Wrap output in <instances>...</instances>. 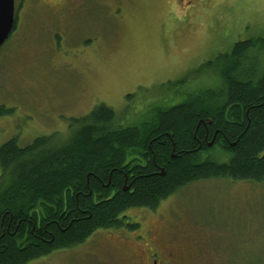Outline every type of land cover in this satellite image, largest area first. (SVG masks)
<instances>
[{
  "label": "rangeland",
  "instance_id": "rangeland-1",
  "mask_svg": "<svg viewBox=\"0 0 264 264\" xmlns=\"http://www.w3.org/2000/svg\"><path fill=\"white\" fill-rule=\"evenodd\" d=\"M64 13L15 0L17 27L0 50V147L16 137L23 147L66 138L100 105L143 122L172 96L168 83L185 81V94L214 89L219 54L264 36V0H88ZM170 202L165 220L137 212L136 233H101L29 264H122L120 243L149 229L166 241L163 226L177 218L202 264H264V183L199 182Z\"/></svg>",
  "mask_w": 264,
  "mask_h": 264
},
{
  "label": "trees",
  "instance_id": "trees-1",
  "mask_svg": "<svg viewBox=\"0 0 264 264\" xmlns=\"http://www.w3.org/2000/svg\"><path fill=\"white\" fill-rule=\"evenodd\" d=\"M216 65L214 89L185 94V81L170 82L172 96L151 106L143 122L130 124L100 105L76 120L66 138L3 144L0 264L74 249L98 229H120L129 209L157 208L203 178L264 183V36L235 43ZM208 131L210 140L219 131L235 145L226 148L231 157L198 159ZM139 157L144 161L134 170L140 173L130 179L127 170Z\"/></svg>",
  "mask_w": 264,
  "mask_h": 264
},
{
  "label": "flooded vegetation",
  "instance_id": "flooded-vegetation-1",
  "mask_svg": "<svg viewBox=\"0 0 264 264\" xmlns=\"http://www.w3.org/2000/svg\"><path fill=\"white\" fill-rule=\"evenodd\" d=\"M40 5L47 8L48 10L54 12V14L63 15L64 12H66V9L73 7L74 9H82L88 3V0H52L54 2H48L46 0H37ZM62 1V2H60ZM54 3V5L52 4ZM23 6V4H20V8ZM20 8L18 7V11H20ZM58 8V10H56ZM25 9V7H24ZM65 15V13H64ZM22 19V16H19V19ZM60 19H63L60 17ZM17 27V20L15 22V29ZM13 34V32H12ZM220 56V54H219ZM210 131H208L206 137L203 139H199L198 147L196 151L198 152V159L201 158L203 160H207L211 157L217 156L218 158L221 157L222 160L226 159L229 156V152L227 151V147H234L233 143L228 142L227 137L222 136L219 131L215 132L214 137L210 140ZM19 138V137H16ZM262 157H264V152L262 153ZM140 158V157H139ZM140 163L135 162L130 166L127 170L128 175L130 179L135 178V174H139L140 172L135 171V165L142 164L143 158H140ZM131 165V164H130ZM127 177V175H126ZM215 181H227L232 183H240V182H252L255 183V181L251 180H238L234 178H218V177H212V178H203L197 182H194L192 184L186 185L182 187L180 190L186 188L187 186L199 183V182H215ZM127 179L125 181L124 189L128 190V186L126 185ZM179 193V192H178ZM178 193H175L172 196L163 198L160 200L157 208H131L128 211H126L122 216H120V220L122 221V227L120 229L117 228H111V229H98L88 240H86L85 243L77 246L81 247L87 243H89L94 237L101 233L106 232H123L124 234H133L136 233L142 225H144L141 221H136V223L133 222L134 216H136V213H142L145 217H157L160 219L165 218L164 214L161 213V209L163 206L171 205L170 201L178 195ZM170 202V203H169ZM135 212L134 215H132ZM186 219V218H185ZM165 220V219H163ZM192 223L194 225L200 226L201 223L196 221L195 219L192 220ZM138 228H134V226H137ZM203 225V224H201ZM185 223L177 218V222L175 224L166 223V225L163 226L164 229L167 230V235L170 239H162L160 236L155 235L154 231L151 232L148 230V236L147 240L144 235H137L134 239V243L139 242L138 244H131L127 245L126 242L120 243L117 247V249L120 248L119 252L122 254L124 261H122V264H202V261L199 260L200 257V251L201 247H193L194 245L188 246L185 243V239H188L187 236H185V230H184ZM206 226V225H204ZM156 230V227L155 229ZM133 233H131V232ZM179 237L183 240H179ZM129 240V239H128ZM137 241V242H135ZM148 241V242H146ZM76 247V248H77ZM75 249V248H74Z\"/></svg>",
  "mask_w": 264,
  "mask_h": 264
},
{
  "label": "water",
  "instance_id": "water-1",
  "mask_svg": "<svg viewBox=\"0 0 264 264\" xmlns=\"http://www.w3.org/2000/svg\"><path fill=\"white\" fill-rule=\"evenodd\" d=\"M15 21V0H0V50L9 40Z\"/></svg>",
  "mask_w": 264,
  "mask_h": 264
}]
</instances>
